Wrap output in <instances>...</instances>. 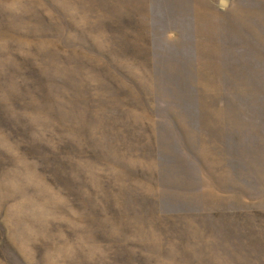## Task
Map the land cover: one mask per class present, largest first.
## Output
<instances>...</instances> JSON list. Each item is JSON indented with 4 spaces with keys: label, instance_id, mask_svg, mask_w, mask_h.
Wrapping results in <instances>:
<instances>
[{
    "label": "rangeland",
    "instance_id": "obj_1",
    "mask_svg": "<svg viewBox=\"0 0 264 264\" xmlns=\"http://www.w3.org/2000/svg\"><path fill=\"white\" fill-rule=\"evenodd\" d=\"M0 264H264V0H0Z\"/></svg>",
    "mask_w": 264,
    "mask_h": 264
}]
</instances>
